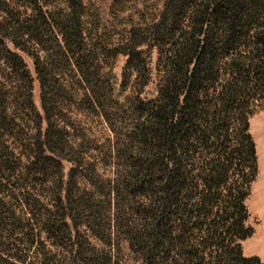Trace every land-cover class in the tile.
Returning a JSON list of instances; mask_svg holds the SVG:
<instances>
[{
  "label": "trees",
  "instance_id": "trees-1",
  "mask_svg": "<svg viewBox=\"0 0 264 264\" xmlns=\"http://www.w3.org/2000/svg\"><path fill=\"white\" fill-rule=\"evenodd\" d=\"M133 3L0 0V264H264V0Z\"/></svg>",
  "mask_w": 264,
  "mask_h": 264
},
{
  "label": "rangeland",
  "instance_id": "rangeland-1",
  "mask_svg": "<svg viewBox=\"0 0 264 264\" xmlns=\"http://www.w3.org/2000/svg\"><path fill=\"white\" fill-rule=\"evenodd\" d=\"M99 7L100 12L107 16L114 24V35L120 31V26L124 24L123 14H128L133 8V0H94ZM28 67L33 70V63L26 59ZM126 63L120 62L118 65V74L122 78ZM157 55H152L151 68L155 81H157ZM34 98L38 104V86L35 85ZM250 132L254 138L258 155V173L255 181L251 185V194L246 200V205L250 212L249 223L255 228L252 237L243 242L244 254L246 256L257 255L264 262V111L250 120ZM70 164L65 163L64 171L67 173ZM126 245L123 248V258L127 255Z\"/></svg>",
  "mask_w": 264,
  "mask_h": 264
}]
</instances>
